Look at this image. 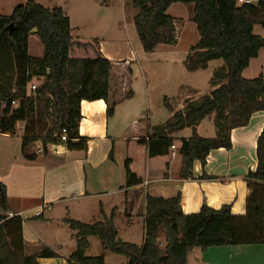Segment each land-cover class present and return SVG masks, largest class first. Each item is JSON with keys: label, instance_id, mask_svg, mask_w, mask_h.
<instances>
[{"label": "trees", "instance_id": "obj_1", "mask_svg": "<svg viewBox=\"0 0 264 264\" xmlns=\"http://www.w3.org/2000/svg\"><path fill=\"white\" fill-rule=\"evenodd\" d=\"M110 1L103 0V4ZM126 2L141 9L134 17V25L145 52H154L159 45L177 44L178 20L167 12L173 4H191L200 41L191 47L185 61L187 70H205L211 61H223L212 78L215 89L210 94L188 101L165 124L151 127L149 120L142 118L129 123L120 134L123 139H137L140 145L147 146L150 157H157L169 153L175 142L173 134L191 128L192 137L183 139L180 148L181 177L190 179L196 161L205 166L212 151L231 149V131L247 126L253 114L264 112V78L243 77L244 70L264 50V38L255 34L256 26L264 30V0ZM33 34L43 44L42 58L29 54V38ZM0 53L5 57L1 65L7 70L8 54L13 56L17 72L14 87L0 81V135H16L17 125L25 123L22 153L28 160L33 157L26 155V150L37 142L42 143L45 154L51 145L63 144L60 133L64 129L69 149H87V139L79 133L82 101L103 100L110 119L119 104L134 96L130 64L106 58L97 39L73 36L70 19L59 7L48 9L28 0L11 15H0ZM40 78L44 82L29 95L28 86ZM14 103L18 104L16 108ZM213 114L217 136L201 138L197 127ZM257 158V169L246 177L244 215L232 214L230 206L214 210L207 205L197 214L185 215L179 196H148L145 238L139 246L119 240L114 213L107 217L101 208L103 222L66 220L77 232V248L70 264H105L104 254L86 255L90 237L99 239L103 253L123 256L126 264H188L189 255L196 249L206 252L214 247L264 245V131L257 142ZM203 178L213 179L206 175ZM140 183L128 169L125 188ZM7 211V188L0 183V264H39V258L55 256L49 249L38 256H27L23 220L19 216L10 218ZM161 230L166 235L164 249L159 241Z\"/></svg>", "mask_w": 264, "mask_h": 264}, {"label": "crops", "instance_id": "obj_2", "mask_svg": "<svg viewBox=\"0 0 264 264\" xmlns=\"http://www.w3.org/2000/svg\"><path fill=\"white\" fill-rule=\"evenodd\" d=\"M182 5L173 4L167 14L176 20H184L181 15L178 18L170 14L172 10L180 13L179 10L184 8ZM103 6L107 12L117 13L124 22L125 27L122 30L116 28L115 32L116 36L123 32L129 35V48L115 44V39L108 42L102 39L96 34L97 28L91 29L89 36H83L80 34L82 26L74 27V20L62 9L70 19L73 36L97 39L106 58L130 64L134 96L119 104L110 119L103 100L82 101L79 133L87 139L86 150H72L63 143L51 145L45 154L42 143L37 142L26 150V155L33 157L28 160L22 153L26 126L23 122L17 125L18 128L21 126V136L3 135L8 137V145L0 143V183L7 188V215L12 213L23 220L25 253L38 256L49 249L55 254L50 258H39V264H70L77 248V232L66 220L83 224L103 222L101 208L107 217L114 213L119 240L143 245L148 196L164 199L179 196L185 215L197 214L205 205L214 210L230 206L232 214L244 215L248 196L246 177L258 166L257 142L264 131V112L253 114L247 126L231 131V149L212 151L205 166L196 161L190 179L181 177L180 148L183 139L192 137L191 128L173 134L176 150L171 148L167 155L157 157H150L147 146L140 145L137 139L120 137L131 122L147 118L151 127L165 124L175 112L183 110L188 101L210 94L215 89L212 78L223 66V61H211L207 69L189 72L185 61L195 44L185 53L177 51V32V44L159 45L154 52L147 53L140 38L136 37L135 25L127 18L126 0H111ZM187 6L193 12L189 16L193 22L194 5ZM176 29L178 31V24ZM255 32L264 38L260 26L255 27ZM29 47L30 38L28 51ZM3 59L5 57L0 53V81L14 87L17 78L15 60L8 54L7 70L1 65ZM243 77L247 80L264 78V50L244 70ZM34 80L40 84L39 79ZM171 89L175 94L179 92L175 106L170 101ZM214 117L213 114L200 122L197 132L201 138H216ZM128 169L141 181L139 185L125 188ZM204 175L213 179H202ZM95 238H89L88 257H98L102 253L105 264L127 263L123 256L103 253L102 244L99 254H93L97 247ZM193 255L196 264H264V245L214 247L206 252L196 249L189 255L188 264Z\"/></svg>", "mask_w": 264, "mask_h": 264}, {"label": "rangeland", "instance_id": "obj_3", "mask_svg": "<svg viewBox=\"0 0 264 264\" xmlns=\"http://www.w3.org/2000/svg\"><path fill=\"white\" fill-rule=\"evenodd\" d=\"M27 0H0V15H10L13 11V9L16 6H19L21 4H25ZM37 3H40L45 8H64L66 13L69 17H71L74 21V27L82 26L83 32L80 34H83V36H89L90 30L93 28H97L96 34L100 35L102 39H105L108 41H115V44H121V47L126 49L127 47H130L129 43V35L127 33H121L118 36H116V28L119 30H122V27H125L124 22H122L121 18L116 14H111L110 12H107L105 8H103V0H35ZM115 2H120L121 0H114ZM182 10H179L180 13H178V10H172L170 11V14H173L174 16L179 18V15H181L182 19L178 20V37H179V45L177 47V51L180 52H187L189 50L190 46L196 45L199 40V34L197 31V27L194 24V22L189 20V16L193 15V12L191 13V10L188 8L190 6L182 5ZM193 9V6H191ZM127 12V18L129 20L130 24H134V16L141 13V9H136L131 4H128L126 7ZM87 30L88 32H86ZM78 34V33H77ZM256 35H258L257 32H255ZM136 37L139 39L138 34L136 32ZM115 39V40H114ZM139 41V40H138ZM119 42V43H117ZM140 43V41H139ZM43 44L40 40V38L33 34L30 37V47L29 52L30 55L33 57H42L43 56ZM40 84H36L35 82H32L28 86V93L30 95H33V92H31V85L35 84L40 86L44 79L40 78ZM35 81V80H34ZM202 85V84H201ZM204 86V85H203ZM203 86H200L203 88ZM175 90L171 89L169 91L170 95L173 94L172 97H170L171 104L175 106L177 101V93H174ZM192 94V93H191ZM180 95V94H179ZM176 97V98H175ZM18 104L14 105V108L17 107ZM39 105V104H37ZM47 118L45 119V121ZM17 136H21V126L19 128L17 127L16 130ZM0 143L8 145V137H4L3 135H0ZM42 145V144H41ZM159 238L161 241V247L162 249L165 248V231L161 230L159 233ZM95 243L97 244V247H95V250H93V254H99V247H101V243L98 240V238H95ZM199 253V252H198ZM102 255V253L100 254ZM199 255H201L199 253ZM99 256V255H98ZM121 259V258H120ZM125 261V260H124ZM112 263V262H111ZM190 264H196L194 261V255L190 257Z\"/></svg>", "mask_w": 264, "mask_h": 264}, {"label": "built area", "instance_id": "obj_4", "mask_svg": "<svg viewBox=\"0 0 264 264\" xmlns=\"http://www.w3.org/2000/svg\"><path fill=\"white\" fill-rule=\"evenodd\" d=\"M37 89V85H32L31 86V92H35V90ZM16 103H14V105H15ZM60 139H61V142L62 143H66L67 141H68V133H67V130H62V132L60 133ZM172 149H173V151H175L176 150V146H172ZM174 155H175V153H174ZM9 216L10 217H14L15 215L14 214H9Z\"/></svg>", "mask_w": 264, "mask_h": 264}]
</instances>
